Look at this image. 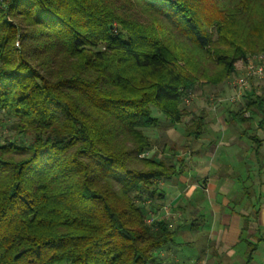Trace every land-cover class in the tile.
Wrapping results in <instances>:
<instances>
[{"label": "trees", "instance_id": "16d2710c", "mask_svg": "<svg viewBox=\"0 0 264 264\" xmlns=\"http://www.w3.org/2000/svg\"><path fill=\"white\" fill-rule=\"evenodd\" d=\"M193 51L224 82L264 52V0H0V264L171 261L179 226L146 218L184 164L158 158L146 130L153 107L187 114ZM232 107L261 148L264 86ZM191 120L200 137L205 115Z\"/></svg>", "mask_w": 264, "mask_h": 264}, {"label": "crops", "instance_id": "0c3cea01", "mask_svg": "<svg viewBox=\"0 0 264 264\" xmlns=\"http://www.w3.org/2000/svg\"><path fill=\"white\" fill-rule=\"evenodd\" d=\"M261 87L256 83L245 92L259 91ZM230 107L232 104L224 103L217 110L207 109L206 129L200 137L189 134L192 122L183 127L185 136L182 138V145L185 150L180 155L174 154L180 157L184 166L178 175L161 183L166 194V204L180 211L176 215V225L190 222V229L197 235L188 242L192 249L184 257L180 258L178 251L172 247L168 251L163 250V255H167L171 261L177 260L179 264H264V181L259 185L252 181L251 185L237 186L236 181L230 180L231 177L240 175L234 170L241 164L237 162V158L243 152L237 141L246 136L250 140L249 152H254L257 159L259 156L260 159L264 157V143L258 149L256 142L246 134V126L242 127L230 120ZM257 127L258 124L255 123L250 131L253 132ZM215 129H231L232 136L218 141L211 138L203 141L202 136ZM260 132L259 130L258 133L262 136ZM208 153V163L215 174L195 175L193 166L206 162L203 157ZM224 153L229 159L226 165L217 160ZM226 167L231 172L225 171ZM261 167L264 171V164ZM254 176L258 177L260 173L255 172ZM196 244L197 250L194 248Z\"/></svg>", "mask_w": 264, "mask_h": 264}, {"label": "rangeland", "instance_id": "374dc122", "mask_svg": "<svg viewBox=\"0 0 264 264\" xmlns=\"http://www.w3.org/2000/svg\"><path fill=\"white\" fill-rule=\"evenodd\" d=\"M115 27H117L116 24ZM216 37L217 35H215V38ZM16 45H18V43ZM189 52H191V50H189ZM260 53H264V52H260ZM252 54L255 53L249 51L243 59H245L246 57ZM192 55L195 57L197 55L196 64L200 66L201 70L200 72H198L199 74H197L199 79L198 84L196 85L194 90L190 92L191 95L188 98V100H185L184 106L186 108L187 114L184 115L181 123L174 126L161 112L157 110V108L155 107L152 108V115L160 119V126H158L155 129L146 130V132L153 139V144H154L153 151L157 153L158 158H165V157L171 158L174 152L175 154H179V155L184 152L185 147L182 145V138L185 136V133H183V127H187L189 123L191 124L192 122L191 119L195 115V113L197 112L203 113L205 115V118H207L208 117L207 109L217 110L218 108L222 107L224 103L225 104L237 103V102L230 103L228 102V100L222 102L221 99L226 100L233 95L234 91L230 86V81H232V79L235 78L237 74H239V72L236 70V66H239L243 61V59H239L237 60V62H235L234 72L230 77H227L224 82H221L217 86H214L207 83V79H205V77L202 76V73L203 71L208 74L214 73L215 72L214 70L217 69V65L212 64L211 61L207 59V57H204V55L202 56V54H199L198 51H193ZM261 86L263 87L264 84L262 83ZM242 127L245 126L242 125ZM231 133H232L231 129L229 131H226L225 129L224 130L215 129V131L209 130L205 135L202 136V138L204 139L203 141H207L205 139H210V138L212 140L218 141L220 139L223 140L230 138V136H232ZM260 133L262 135V132ZM236 136H238L239 138V135ZM241 138L243 139L237 141V145L243 149V152L239 155L240 157L238 156L237 158L238 159L237 162L241 164L234 169L235 171L237 170L240 173V175L239 177L238 176L231 177L230 180L236 181L237 186H242L243 184L251 185L252 181L259 185L261 181H264V171L262 170L263 167H261V165L264 164V157L260 159L261 157L259 156V158L257 159L254 152L253 153L249 152L250 140L246 138V136H243ZM263 152H264V147H263ZM209 155L210 154L208 153L205 154L203 157V161L206 162H203L201 165L193 166V169L195 170L194 172L196 173L195 175L212 174L213 176V174H215V171H213L211 164L208 163ZM218 159L224 162L225 165L226 163L228 164L229 162L228 161L229 159L227 158L226 154L224 156L218 157L217 160ZM228 170H230L231 172V169L226 167L225 171ZM255 172L260 173V176L258 177L254 176ZM222 180H224V178ZM227 180H229V178H227ZM262 195L264 196V188ZM169 206L171 208L172 213L175 215L174 217H172V224L176 225V215H178L180 211L176 210V207H173L170 204ZM196 237H197L196 232L190 229V222L188 224L186 223L184 224L183 222H180L179 232L174 239V244H170L169 247L176 249L178 251V255L180 258L184 257L187 254V252L190 249H192V247L190 248L188 242L192 238H196ZM194 248L195 250H197L198 244H196Z\"/></svg>", "mask_w": 264, "mask_h": 264}, {"label": "built area", "instance_id": "2783aa9c", "mask_svg": "<svg viewBox=\"0 0 264 264\" xmlns=\"http://www.w3.org/2000/svg\"><path fill=\"white\" fill-rule=\"evenodd\" d=\"M236 70L239 72V74H237L235 78H233L232 81H230V86L232 90L234 91L233 95L226 100L221 99L222 102L227 101V100L230 103L238 102L242 99L248 87L256 83L259 85H261L262 83L264 84V53H255V54L249 55L248 57L243 59V61L241 62L239 66H236ZM190 95L191 94H189L186 100H188ZM143 155H146V153H143L142 156ZM174 216L175 215L172 213L169 204H166L161 214L155 215L151 213L146 218V221L149 224H153L157 220H160L163 218L172 219V217ZM153 264H157V263H153ZM166 264H179V263L176 260V261H169Z\"/></svg>", "mask_w": 264, "mask_h": 264}]
</instances>
